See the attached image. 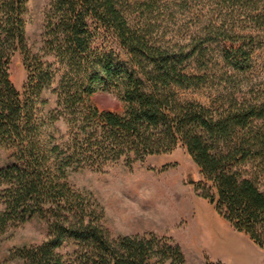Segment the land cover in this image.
Listing matches in <instances>:
<instances>
[{"label": "trees", "instance_id": "obj_1", "mask_svg": "<svg viewBox=\"0 0 264 264\" xmlns=\"http://www.w3.org/2000/svg\"><path fill=\"white\" fill-rule=\"evenodd\" d=\"M220 1L222 18H208L179 42L153 19L161 0H51L31 42L29 0H0V147L12 151L0 163V233L36 216L48 221L43 241L17 250L25 264H67L60 248L69 240L84 264H195L169 236L113 237L103 210L71 179L119 161L132 166L181 143L212 181L203 195L264 248V84L211 105L178 93L209 80L208 69L191 67L210 43L232 68L254 65L253 34L238 30L250 26L237 23L264 25V0ZM18 52L27 70L22 91L10 72ZM100 90L115 93L124 109L100 108L93 101ZM248 163L255 176L245 174Z\"/></svg>", "mask_w": 264, "mask_h": 264}, {"label": "rangeland", "instance_id": "obj_2", "mask_svg": "<svg viewBox=\"0 0 264 264\" xmlns=\"http://www.w3.org/2000/svg\"><path fill=\"white\" fill-rule=\"evenodd\" d=\"M50 4L51 0H29L27 29L31 42L40 37ZM260 5L258 10L263 8V4ZM225 10L226 5L220 0H161L154 8L153 19L166 38L187 42L208 18L214 16L220 20L221 11ZM237 24L250 26L238 27V30L253 34L254 65L247 70L234 69L224 61L218 43H210L206 56L200 63L193 64L191 70L201 73L208 69L211 76L200 86L179 87L182 99L211 105L220 103L225 95L243 96L264 84V25L254 26L250 21ZM10 72L15 85L22 91L27 70L21 52L13 57ZM93 101L102 109H124L121 99L112 92L97 91ZM11 154V150L0 147V163L7 161ZM242 168L246 175L255 176L253 164H243ZM71 179L103 210V223L113 237L150 232L169 236L182 245L187 260L195 264L208 259L227 264H264V248L248 233L237 229L217 210L215 203L203 195L204 186L212 185V181L200 172L183 143L170 152L138 160L132 166L119 161L101 171L74 172ZM260 182L264 186V175ZM3 206L0 201V211ZM47 234L48 221L41 216L9 226L0 233V264H25L17 250L40 243ZM80 248L74 240L60 248L67 264H84L80 258L82 252H77Z\"/></svg>", "mask_w": 264, "mask_h": 264}, {"label": "water", "instance_id": "obj_3", "mask_svg": "<svg viewBox=\"0 0 264 264\" xmlns=\"http://www.w3.org/2000/svg\"><path fill=\"white\" fill-rule=\"evenodd\" d=\"M193 181H194V179L191 180V182H193Z\"/></svg>", "mask_w": 264, "mask_h": 264}, {"label": "crops", "instance_id": "obj_4", "mask_svg": "<svg viewBox=\"0 0 264 264\" xmlns=\"http://www.w3.org/2000/svg\"><path fill=\"white\" fill-rule=\"evenodd\" d=\"M230 263H232L230 260H229ZM233 264V263H232Z\"/></svg>", "mask_w": 264, "mask_h": 264}]
</instances>
